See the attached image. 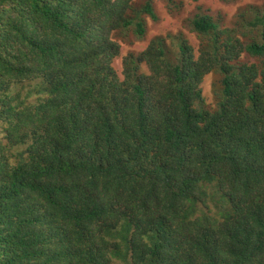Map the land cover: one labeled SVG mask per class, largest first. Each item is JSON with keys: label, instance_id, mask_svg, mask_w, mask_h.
I'll return each mask as SVG.
<instances>
[{"label": "trees", "instance_id": "16d2710c", "mask_svg": "<svg viewBox=\"0 0 264 264\" xmlns=\"http://www.w3.org/2000/svg\"><path fill=\"white\" fill-rule=\"evenodd\" d=\"M136 2L0 0V264H264V8L199 11L198 52L156 36L121 77L115 34L160 19Z\"/></svg>", "mask_w": 264, "mask_h": 264}, {"label": "rangeland", "instance_id": "374dc122", "mask_svg": "<svg viewBox=\"0 0 264 264\" xmlns=\"http://www.w3.org/2000/svg\"><path fill=\"white\" fill-rule=\"evenodd\" d=\"M177 1L178 3H184V8L181 11L171 12L164 0H155V8L160 19L154 21L149 16L146 17L147 34L144 38H139L132 31L117 32L115 34V38L122 46V54L120 58L115 60L114 66L121 77H123V58L129 53H141L156 36H167L168 34L183 32L198 52L200 39L196 33L192 32L190 21L199 11L213 15L215 18L220 19L223 24L234 26L241 9L248 5L264 8V0H202L199 3L193 0ZM144 2L145 0H137L136 4L140 7ZM199 7L202 9H199ZM242 59L246 62L254 61L248 56H244ZM144 70L147 71V67ZM221 87L219 74L211 73L205 77L202 88L208 108L213 109L217 106L218 91ZM210 207H212L213 212L218 211L217 204L212 203Z\"/></svg>", "mask_w": 264, "mask_h": 264}]
</instances>
